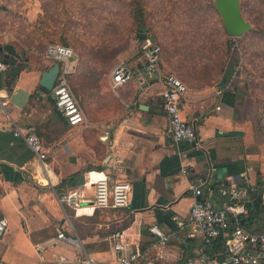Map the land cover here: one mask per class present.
Returning a JSON list of instances; mask_svg holds the SVG:
<instances>
[{
    "label": "crops",
    "instance_id": "1",
    "mask_svg": "<svg viewBox=\"0 0 264 264\" xmlns=\"http://www.w3.org/2000/svg\"><path fill=\"white\" fill-rule=\"evenodd\" d=\"M7 44L23 61L11 87L10 68L0 72V96L8 100L6 111L0 110V216L7 221L0 264H78L82 254L99 264H118L117 243L125 255L140 250L137 264H184L204 250L187 222L190 207L195 199L220 207L222 185L251 186L260 193V201L241 217L245 230L264 233V137L256 128L254 104L241 99L231 80L223 86L202 78L184 82L181 116L194 138L175 143L162 108L164 83L147 71L138 52L125 63L130 80L112 89L109 78L92 100L80 98L84 123L70 126L49 93L39 89L52 63L0 33V48ZM158 70L169 74L166 67ZM30 127L41 141L42 161L13 134ZM80 175L84 183L69 188ZM102 178L130 185L126 208L94 206L93 185ZM68 191L78 193V207L61 201ZM153 226L169 236L166 245L155 244ZM59 232L75 241L58 239Z\"/></svg>",
    "mask_w": 264,
    "mask_h": 264
},
{
    "label": "rangeland",
    "instance_id": "2",
    "mask_svg": "<svg viewBox=\"0 0 264 264\" xmlns=\"http://www.w3.org/2000/svg\"><path fill=\"white\" fill-rule=\"evenodd\" d=\"M125 1L3 0L0 33L9 35L17 47L37 52L42 58L49 46L71 49L77 68L69 78V88L81 108L80 98L92 100L99 85H108L114 67L125 65L147 46L137 40ZM259 1L251 0L250 6ZM193 4L199 7L197 12L186 9L187 0H152L149 5L148 34L166 57L168 73L183 81L181 76L189 71L186 81L202 78L217 85L222 77L220 70L230 57L229 63L237 61V65L229 80L241 90V99L253 103L256 109L255 96L263 93L264 97V89L259 90L261 79L253 80L249 72L264 70L263 43L246 34L229 38V50L216 12L204 0Z\"/></svg>",
    "mask_w": 264,
    "mask_h": 264
},
{
    "label": "built area",
    "instance_id": "3",
    "mask_svg": "<svg viewBox=\"0 0 264 264\" xmlns=\"http://www.w3.org/2000/svg\"><path fill=\"white\" fill-rule=\"evenodd\" d=\"M45 57L52 64H59V73L52 89L54 104L57 111L65 119L68 125L77 126L84 123L81 108L74 99L69 88V77L77 68L74 53L71 49L60 46H49L45 51ZM144 66L148 72L155 73L158 79L164 83V91L161 93L162 108L167 120V133L175 143L194 138L193 127L183 120L181 116V102L184 98L186 86L172 74L161 75L158 70L159 47L151 43L142 50ZM8 70L0 59V72ZM131 73L125 65L113 68L110 75L112 89L120 87L128 82ZM8 100L0 96V110L6 111ZM15 137H20L26 145L38 157L44 159L41 141L35 129L30 127L21 133L16 128ZM186 170H182L186 174ZM93 204L101 209H124L128 206L130 185L124 182H111L107 178L97 180L94 185ZM195 197L199 196L195 184L190 185ZM251 186L222 185L219 196L224 199L220 207L210 200L195 199L189 210L187 219L192 235L200 239L204 247L210 246L218 238L225 241V252L220 259L215 256L202 253L199 258H189L184 264H264V233H251L240 226L239 217L246 214V205L250 203V194L254 192ZM61 201L70 208L78 207L79 195L68 191ZM7 231V221L0 216V240ZM149 233L156 245L164 246L169 242V236L162 233L157 227L149 228ZM58 239L66 242H74L73 236H67L62 232ZM118 264H137L141 261L140 250L135 248L128 254H123L124 247L117 243L113 246ZM78 264H99L85 254L76 257ZM144 264H149L148 262Z\"/></svg>",
    "mask_w": 264,
    "mask_h": 264
},
{
    "label": "trees",
    "instance_id": "4",
    "mask_svg": "<svg viewBox=\"0 0 264 264\" xmlns=\"http://www.w3.org/2000/svg\"><path fill=\"white\" fill-rule=\"evenodd\" d=\"M151 2H152V0H126L125 1V4L127 6V10H128V14L130 16L132 23L135 25V31H136L137 35L138 34H145V36H146V34L148 35V37L146 39H144L142 37H138L136 35L137 40L139 42H146L147 39H150L152 43L154 42V37L152 35L148 34L149 29H148V26L146 24V20L150 16L149 5ZM194 2H195V0H187L186 9H188V10L190 9L191 11L197 12L199 10V7L197 5H194L193 4ZM204 2H206L208 4V6L216 12L212 0H204ZM250 4H251V0H241V12H242L244 18L249 20L251 25L254 27L253 31L248 32L246 34L254 35L264 45V23H263L264 0H260L258 2V4H256L255 6H250ZM253 7H255V8H253ZM216 14H217V12H216ZM218 17H219V15H218ZM219 20L221 21L220 17H219ZM222 27H223V25H222ZM246 34H244V35H246ZM225 36H226V34H225ZM229 38L230 37L226 36V42H227L226 44L228 46V49H229L230 44H231ZM64 45H65V43H64ZM138 55H142V50L140 51V53ZM229 59H230V57H229ZM229 59L227 60V64L225 65V67H223L220 70L222 77H221V80L219 82V85H221V86H223L224 83H227L228 80L232 77L233 69L237 65V61H233V63H229ZM165 61H167L166 57L164 55H161L159 52L158 65L168 68ZM257 71H258V73L256 74L255 71L250 70L249 77L253 76L252 77L253 80H256L259 78L261 79L262 83L259 87L260 88L259 90L262 91V89H264V70L258 69ZM188 72L189 71L186 72V76H181V77H184L183 81H185V82H187L186 79H188V75H187ZM257 75L258 76L262 75V76L258 77ZM71 76L69 78H71ZM6 79L9 81V85L11 87V85L14 84L15 77H13V75H11L10 72H7L6 73ZM204 79H206V78L204 77ZM179 80H181V79H179ZM39 89L41 91H45L41 87H39ZM239 93H241L240 89H239ZM53 104H54V101H53ZM255 104H256V111H255V121L256 122H255V124H257L256 128H257L258 132L264 137V97H263V93L259 94L258 96H255ZM54 107H55V104H54ZM258 201H260V193L256 192V190H255L254 192H251V194H250V203L246 205V209L250 210L251 203L253 202L252 206H254V204H256V202H258ZM239 223H240V226L244 229V221H243L241 216L239 217ZM224 252H225V241L222 238H218L217 240L212 242V244L210 246L204 247V250H203V253L208 254L210 256H215L218 259H220L222 257Z\"/></svg>",
    "mask_w": 264,
    "mask_h": 264
},
{
    "label": "water",
    "instance_id": "5",
    "mask_svg": "<svg viewBox=\"0 0 264 264\" xmlns=\"http://www.w3.org/2000/svg\"><path fill=\"white\" fill-rule=\"evenodd\" d=\"M214 8L219 15L225 34L230 38H238L244 34L253 31L254 27L250 21L245 19L241 12V0H212ZM138 37L145 38V34H138ZM152 42L150 39L146 40V45H150ZM147 46H143L139 49H145ZM2 52V62L10 68V74L17 76L19 69L17 64L23 61L20 53L10 44L4 45L0 48ZM59 73V64L53 63L49 68L42 72L39 86L49 93L50 99L54 101V95L52 89L55 85L57 76ZM84 177L80 175L77 182L67 184L69 188L79 187L84 183Z\"/></svg>",
    "mask_w": 264,
    "mask_h": 264
}]
</instances>
